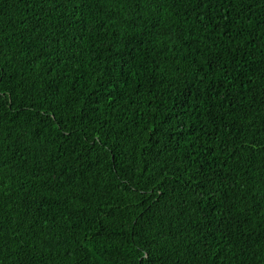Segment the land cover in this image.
<instances>
[{
    "label": "trees",
    "instance_id": "obj_1",
    "mask_svg": "<svg viewBox=\"0 0 264 264\" xmlns=\"http://www.w3.org/2000/svg\"><path fill=\"white\" fill-rule=\"evenodd\" d=\"M0 264H264V0H0Z\"/></svg>",
    "mask_w": 264,
    "mask_h": 264
}]
</instances>
